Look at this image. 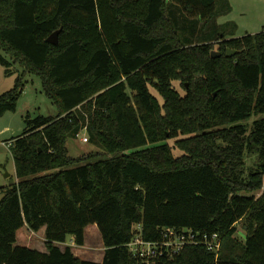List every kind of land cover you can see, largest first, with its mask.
Here are the masks:
<instances>
[{
    "label": "trees",
    "instance_id": "trees-1",
    "mask_svg": "<svg viewBox=\"0 0 264 264\" xmlns=\"http://www.w3.org/2000/svg\"><path fill=\"white\" fill-rule=\"evenodd\" d=\"M216 14V0H0V63L23 68L0 90V116L16 110L27 73L57 106L28 112L10 144L18 181L1 187L0 264H146L129 242L166 228L198 242L152 264H264V26L210 35ZM83 129L99 150L73 157L68 139ZM247 153L258 158L248 172ZM90 224L102 261L56 244L84 245ZM24 225L46 226L47 251L17 243ZM205 232L220 234L218 252Z\"/></svg>",
    "mask_w": 264,
    "mask_h": 264
},
{
    "label": "rangeland",
    "instance_id": "rangeland-1",
    "mask_svg": "<svg viewBox=\"0 0 264 264\" xmlns=\"http://www.w3.org/2000/svg\"><path fill=\"white\" fill-rule=\"evenodd\" d=\"M180 8V7H176ZM217 14L208 25L210 27V35L212 30L217 29L220 33L230 35L235 32L236 36H242L247 33H256L262 30L264 26V0H216ZM190 25L189 28L180 26V32L184 40L188 36L185 35L187 31L192 33ZM198 27V24H197ZM201 27V25H199ZM198 27V28H199ZM203 30V29H202ZM199 32V30H198ZM202 32V31H200ZM217 50V49H215ZM6 67L0 63V90L6 91L13 87L15 78L23 72V68L19 64L11 66V74H6ZM174 86L181 94L185 93V89L179 81L173 82ZM155 94L156 90L153 89ZM32 116L38 114L54 115L57 113V106L45 93L41 78L33 73L25 74V87L22 96L18 100L16 110L8 111L3 116H0V199L3 196L2 186H11L18 181L16 174V166L10 144L14 142L15 138L19 136L26 127L25 117L27 113ZM259 118V115H254L244 121L248 125L249 130L253 127V122ZM89 137L88 132L83 129L76 137L68 139L67 147L69 154L73 157L87 154L92 151H98L99 148L94 145L90 139L83 141L82 137ZM176 138H169L167 141L175 144ZM174 154L180 155L182 151L178 147H174ZM258 164V158L255 154L246 155V170L247 172L255 168ZM237 236L243 239L244 232L242 229V221L238 224ZM136 227H138L136 225ZM87 241L84 246H80L73 241V247L77 256L81 258L99 259L102 257V252L105 249L101 233L96 224H91L87 227ZM19 242H24L29 246V241L35 245L33 247H40L45 245V236L43 231H32L27 225L19 232ZM67 242L71 244L70 238ZM47 248V247H46Z\"/></svg>",
    "mask_w": 264,
    "mask_h": 264
},
{
    "label": "built area",
    "instance_id": "built-area-1",
    "mask_svg": "<svg viewBox=\"0 0 264 264\" xmlns=\"http://www.w3.org/2000/svg\"><path fill=\"white\" fill-rule=\"evenodd\" d=\"M82 140L86 142L88 137L83 136ZM163 236L162 240H147L138 232L129 242V247L135 254L143 258L146 264H152L157 257L164 253L177 252L186 244L198 242V233L191 229L176 230L174 228H166L163 229ZM201 240L216 252L220 250L222 245L218 232H205L202 234Z\"/></svg>",
    "mask_w": 264,
    "mask_h": 264
},
{
    "label": "crops",
    "instance_id": "crops-1",
    "mask_svg": "<svg viewBox=\"0 0 264 264\" xmlns=\"http://www.w3.org/2000/svg\"><path fill=\"white\" fill-rule=\"evenodd\" d=\"M91 225V224H90ZM97 225V224H96ZM89 226V225H88ZM87 226V227H88ZM25 227V225L24 226H22L19 230H18V234H17V243L19 242V238H18V236H19V232L21 231V229H23ZM87 227H86V230H85V242L87 241V237H86V234H87ZM98 227V226H97ZM41 231H43V233H44V236H45V231H46V226H43L41 229H40ZM39 230V231H40ZM70 238V242H71V244H69L67 241L66 242H57L56 244L57 245H59L61 248H64L66 245H71L72 246V250H73V252L76 254V255H79V254H77L76 253V251L74 250L75 248L73 247V245L72 244H74L73 243V241H74V239H73V237H69ZM18 244H22V245H25V243L24 242H21L20 241V243H18ZM86 244V243H85ZM33 246H35V245H33L30 241H29V247H32V248H36V249H38V250H40V251H47V248L44 246V245H41L40 247H33ZM78 246V245H77ZM81 247L82 246H84V245H80ZM104 251H105V249L103 250V252H102V257L101 258H99V259H90V258H83V259H88V260H95V261H102L103 260V257H104ZM80 257V256H79Z\"/></svg>",
    "mask_w": 264,
    "mask_h": 264
},
{
    "label": "water",
    "instance_id": "water-1",
    "mask_svg": "<svg viewBox=\"0 0 264 264\" xmlns=\"http://www.w3.org/2000/svg\"><path fill=\"white\" fill-rule=\"evenodd\" d=\"M60 31H61V29H58V30L54 31L53 33H51L50 36H48L47 40L51 43L57 44L59 42ZM236 52H237V50L228 48L226 51V54L228 56H231V55L235 54ZM220 54H221L220 51H217V50L212 51L213 56H219ZM215 94H216V92H215Z\"/></svg>",
    "mask_w": 264,
    "mask_h": 264
}]
</instances>
